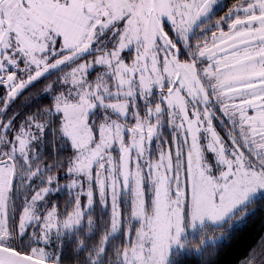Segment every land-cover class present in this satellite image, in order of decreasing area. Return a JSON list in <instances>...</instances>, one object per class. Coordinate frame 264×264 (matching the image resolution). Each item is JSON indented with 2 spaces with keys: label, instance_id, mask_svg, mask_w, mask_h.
<instances>
[{
  "label": "snow or ice",
  "instance_id": "1",
  "mask_svg": "<svg viewBox=\"0 0 264 264\" xmlns=\"http://www.w3.org/2000/svg\"><path fill=\"white\" fill-rule=\"evenodd\" d=\"M257 208L264 0H0V264H221Z\"/></svg>",
  "mask_w": 264,
  "mask_h": 264
},
{
  "label": "trees",
  "instance_id": "2",
  "mask_svg": "<svg viewBox=\"0 0 264 264\" xmlns=\"http://www.w3.org/2000/svg\"><path fill=\"white\" fill-rule=\"evenodd\" d=\"M225 3L229 0H224ZM23 99V98H21ZM41 103H46L47 99L40 101ZM36 101H33L32 108L33 110L36 107ZM56 199L63 201L66 198L65 193H57L55 196ZM241 239L235 244L232 249L224 256L221 257V264H229L230 261H233L248 249L252 245L256 244L260 238L261 234H264V209L257 208L255 213L249 217L248 222L241 228ZM189 264H197V257L192 256L189 258Z\"/></svg>",
  "mask_w": 264,
  "mask_h": 264
}]
</instances>
